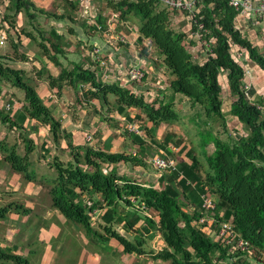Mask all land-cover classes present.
Returning <instances> with one entry per match:
<instances>
[{"label": "trees", "instance_id": "16d2710c", "mask_svg": "<svg viewBox=\"0 0 264 264\" xmlns=\"http://www.w3.org/2000/svg\"><path fill=\"white\" fill-rule=\"evenodd\" d=\"M85 1L63 0L64 10L57 14L37 7L32 0H3L7 12L2 20L11 29L15 27L17 16L21 13H25L32 21L37 20L40 14L57 21L74 23L81 5H88ZM101 1L104 2V8L117 14L118 24L124 27L130 22L137 24L140 43L144 39L152 41L157 55L162 58L160 64L165 68L164 74L174 77L166 87L171 93L167 96L163 94L165 90L153 98L150 90L145 89L154 81L126 83L128 81L121 74H116L114 79L112 77L106 82L104 76L109 72L93 63L90 56L84 60V64H74L71 69L62 67L60 57L65 53L64 38L54 29L38 46L43 56L61 68L60 74L54 77L46 68H41L36 70L35 76L39 80L45 79L50 89L57 88L58 91L65 83L73 86L88 84L90 87L83 93L84 97L97 101L102 107L108 104L109 96H114L122 112L128 108L139 109L152 124V132L162 124L180 122L182 116L175 106L176 95L188 98L195 110L192 121L198 120L199 149L205 163L190 149L186 153L189 160H181L174 171L162 173L158 186L145 185V182L119 174L116 168L121 162L146 166L145 161L136 154L74 145L71 136L62 129L61 121L38 94L35 78L32 76L30 79L25 70L10 65V62L29 61L26 52H20L23 47L21 35L36 41L34 34L22 29L14 32L15 37L11 39L14 53L0 54V84L5 82L23 90L24 105L11 116L5 111L7 104L0 101V123L11 130H21L24 129V121L29 118L48 127L54 142L60 138L67 139L72 160L64 163L54 158L51 163L56 172L55 179L49 182L53 184L49 189L52 207L58 209L68 222L82 225L87 234L94 238L100 237L91 226V214L95 208L105 207L103 219L111 225L105 228V232L109 238L118 240L127 253H145L143 247L147 239L151 238L150 234L159 233L166 247L156 254L152 252L154 259L170 261L171 264H264V94L255 100L247 97L245 86L248 85L246 71L249 67L246 69L239 64L233 51L239 48L247 52L249 60L263 73L264 52L246 36L244 23L237 19L238 12L229 5L228 0H201L199 3L195 19L204 27L199 34L207 55L199 61L191 52L192 45L199 46L189 33L198 32L194 21H188L186 31L173 27V21L179 19L177 16L187 19L185 11L168 9L159 0ZM93 2L95 0H90L88 5L91 12ZM83 20L84 26L91 32L101 34L108 28L107 19L101 11L96 17L89 15ZM145 49L143 53L147 55ZM90 53L91 50L88 55ZM222 75H226L232 98L228 113L237 118L247 133L233 139L231 145H225L214 127L220 123L227 133L228 113L223 110ZM1 93L0 87V96ZM141 117L139 114L135 118ZM131 136L135 144L136 141L141 145L144 143L137 134L131 133ZM175 137L168 133L160 144L166 155L173 154L169 144ZM182 142H175L176 147ZM31 144L32 140L26 139L25 154L20 155L16 143L0 140V154L2 161L13 171L24 174L29 182H36V174L30 169L29 155L34 150ZM210 145L214 147L211 153L207 149ZM86 194H100L102 201H96L92 206L84 204L83 196ZM202 195L214 198L215 219L231 224L235 241L242 239L248 242L251 256L241 251L237 243L232 250L231 246L212 240L202 227H198L200 218L206 215L202 207ZM189 205L194 206L193 210ZM119 206L124 207L123 213L118 210ZM138 210H153L159 220L144 217V227L136 229V237L130 241L114 230L112 225L124 223L128 233L141 220ZM30 212L16 202L6 205L0 203V221L11 213L27 215ZM102 237L108 242V238ZM0 257L14 264H29L11 249L0 248Z\"/></svg>", "mask_w": 264, "mask_h": 264}, {"label": "crops", "instance_id": "0c3cea01", "mask_svg": "<svg viewBox=\"0 0 264 264\" xmlns=\"http://www.w3.org/2000/svg\"><path fill=\"white\" fill-rule=\"evenodd\" d=\"M40 1L43 5L38 6L36 4V6L51 12L50 9L45 6L48 1ZM109 11L111 10L108 9V13ZM62 12V9H58L53 13L61 14ZM41 16L47 19L38 29L41 34L39 42H41L43 38H48L50 31L53 29L56 30L58 35L64 38L63 49L65 53L60 57V63L64 68L71 69L74 64H84V60L88 59L87 56H90L88 55L91 50L89 46L100 43L104 50L107 48H114L113 51L115 54L109 50H105L110 62L117 64L118 62H123V68L129 67L131 64H138L141 67H145L147 71V83L155 79L154 83L152 82L153 84L149 86V88L145 87V90H150V94L154 95L153 98L161 95L159 94L160 92L155 89L161 87L165 91L169 82L174 78L170 76L169 81L166 79V75L164 74L165 68L162 65L158 67L159 71L157 72L153 58L158 59L159 62L162 61V58L158 55L152 57V54L156 53V49L151 40L144 39L142 43L138 41V26L134 22V26H132L134 28L127 26L125 28L123 25H119L115 30V33L122 31V35H124L128 41L126 46H123L122 43L116 44L115 42L112 46H109L106 41L108 36L104 33H97L96 36L86 34L83 30V28H86L83 23L84 20H78V16L74 23L68 20L57 21L46 15ZM179 18L180 20L187 21L186 31L189 27L188 20L183 16ZM256 20L257 19L243 21L246 33L248 32L247 29L249 24H259L256 23ZM79 21H81V23ZM174 22L175 21H173V23ZM0 24L3 26V28H0V35L4 34L6 38L5 31L8 26L2 18H0ZM83 31L84 34L80 35ZM88 31H90V29H88ZM190 34L192 36L195 35L193 32H190ZM248 37L251 39L250 35ZM21 41L26 47L28 44L29 47L32 46L31 43L34 44V41H30V39L25 40L22 35ZM76 41L79 43H73ZM255 44L258 45V43ZM135 46L136 48H134ZM144 48H146L145 52L148 53L147 55L143 53ZM13 53L14 50L11 44L9 48H6L5 44L3 46L0 45L1 55H12ZM38 53L41 56L36 54V52L30 50L26 51L27 56H29V61L20 62L23 65H18L15 68L23 69L26 72L29 71L30 67H35L37 70L46 68L54 77H57L60 74L61 68L54 65L46 56H43L40 50ZM31 55L37 56L35 61ZM160 71H162V73H160ZM120 72L121 71H118L116 74ZM33 77L35 78L34 85L36 86L38 94L43 99L44 103L51 109L53 115L61 121L62 129L71 136L74 145H89L113 153L130 154L126 148L129 143L126 138L131 139L132 143H130L134 150H132V154H136L144 160L146 166H132L121 162L116 165L118 173L127 175L137 181L145 182V185L153 184L154 186H158L159 177L164 172L156 169L151 164V159L159 156L161 153L167 156L165 151L160 148L161 142L157 141V139L161 137L162 131L158 127L155 132H152V124L147 121L139 109L128 108L122 112V110L118 109L116 97L114 96H109L108 104L102 107L97 101L88 100L84 97L83 93L90 87L88 84L79 83L73 86L69 83H65L62 89L58 91L57 88L50 89L45 79L39 80L36 76ZM0 87L2 89L0 101L6 102L5 94H7V92H9L10 97H13L12 100L14 104H10V111L12 110L11 116H13L15 112L19 111L24 105L25 94H20L18 88L12 87L5 82L0 84ZM105 110L108 111V113H106ZM131 111H136V115L132 114ZM139 114L142 118L144 117L146 123L145 130L143 132L141 131V133H136L144 142L142 145L139 141H136L135 144L131 135L129 136L130 138H128L121 134L122 132H120V128L117 125L119 121H132V118H135ZM163 125L168 124H162L161 126ZM23 126L24 129L21 130H10L13 132L19 131V133L22 132L23 135H25V137L21 139L24 143L25 150L26 139L35 142L38 141V144L36 143L34 150L29 155L31 163L30 168L37 173L38 181L34 183L22 179L19 174L14 173L11 168L10 170L6 167L8 164L2 161V156L0 154V191L6 192V195L0 198L1 205L16 202L31 210L27 215L11 213L8 215V218L0 221V248L4 250L11 249L13 253L25 258L29 264H171L170 261L153 258L152 252L156 254L166 247L159 233L155 235L150 234L151 238L147 239L143 247L145 253L137 254L135 252H125L120 242L115 238H109L105 232V228L111 226L103 219L104 212L106 211L105 207L95 208L91 214L90 220L93 230L100 238H94L92 235L87 234L82 225L68 222L58 209H54L52 207V198L49 195V189L53 184H49V182L55 179L56 172L52 168L51 163L54 158H58L64 163H69L72 160L71 149L67 139L60 138L57 142H54L48 127L43 126L35 120L27 118ZM119 126H122V124L120 123ZM1 134H4V132ZM91 134L92 141L94 140V142L96 141L94 135L98 134L97 138L101 143L95 146H93L92 142L88 143L86 140ZM5 138L6 135L4 134L3 137H0V140H5ZM16 139H18V137ZM39 147L40 151L37 149ZM18 153L21 155L25 154L24 151H18ZM113 167H115V165H113ZM46 170L47 172H44ZM96 201H102L100 194H86L83 196L84 204L89 206H92ZM118 210L123 213L125 209L123 206H119ZM138 211L141 215V220L137 224V227H132V229H129L128 233L124 229V223L112 225L114 230H117L130 241L134 240L136 237V229L139 230L144 227V217H152L155 221L159 220L158 215L153 210ZM130 219L129 217L128 220ZM102 236L108 238V242H105Z\"/></svg>", "mask_w": 264, "mask_h": 264}, {"label": "rangeland", "instance_id": "374dc122", "mask_svg": "<svg viewBox=\"0 0 264 264\" xmlns=\"http://www.w3.org/2000/svg\"><path fill=\"white\" fill-rule=\"evenodd\" d=\"M2 1L3 0H0V14L2 13L0 15V18H3L4 14H6V12H7V10L5 9V5L3 4ZM32 1L35 4H37L38 6L43 5L40 0H32ZM47 1L48 2L45 4V6L48 7L51 12H55L58 9L64 10L63 0H47ZM85 3L89 5L90 0H86ZM88 5H86V7H88ZM81 10H82V5H81ZM81 10H79L78 15H76V18L78 16V20H83V14L82 13L84 11H81ZM91 10H92V12L89 11L88 15L96 17V14L101 11L103 13L104 18L108 17L107 18V25H108L107 29L109 30V33L105 34V35L108 36L106 41H107V44L109 46H112L114 44V42L116 44H118L119 41L124 39V37L122 36V31L121 32L119 31V33H115L117 26L121 25V24L117 23L118 16L117 17L115 16L117 14L112 13V11H109V13H108V9L104 8V2H102L101 0H95V2H93V4H92ZM177 17L179 18V16H177ZM46 19L47 18H45L39 14L37 20L32 21L25 13L19 14L17 16L15 27H13V29L7 28V30L5 31V33H6V41H5L6 48L10 47L11 39L15 37L14 32H20V30L26 29V30L30 31L32 34H34V36H36V41L34 42V44L31 43L32 46H30V47H29L28 43H27L28 44L27 47L23 45L20 52H26V51L30 50V51L36 52V54H39L38 51L40 49L38 46V42L41 39V34L39 33L38 29L41 25L44 24V21ZM256 19H257L256 23H259V24H255V25L249 24V27L247 29L248 32L246 33V36L250 35V37H251L250 40H252L254 43H258V47L260 48L261 51L264 52V19H261V18H256ZM10 22H12V19H10ZM79 22L81 23V21H79ZM1 25L2 24H0V28H3V26H1ZM80 26L82 27L81 24H80ZM126 26L132 27V26H134V23L130 22V23L126 24ZM186 26H187V21L186 20H180V18L175 20V22L173 23L174 29L179 30V31L185 30L187 28ZM14 28H16V29H14ZM132 28H134V27H132ZM83 30L88 35H95V36L97 35V33L94 31H92V32L88 31L87 28H83ZM84 31L80 35L84 34ZM22 36L24 37L25 40L28 39L27 37H25L24 34ZM119 36H122V37H119ZM200 38H201L200 34L199 35L195 34L193 36V40L196 41L199 44V46H193L192 45L191 46L192 49L190 48L192 54L194 55V57L198 61L200 58L207 57V55L205 54L206 51L203 48L204 43L201 41ZM193 40H192V42H194ZM73 43L77 44L79 42L76 41ZM127 43H128V41L126 43L122 42L123 46H126ZM95 45L99 48L97 50H98V52H100V55L108 61L107 67H108L110 72L115 73L118 70L119 65L122 67L124 66L123 62L122 63L118 62V64H117V63H112L109 61V59L107 57V53L105 52V50H109L113 54H115V52L113 51L114 48H107L104 50V48H102L103 46H101L100 43H95ZM89 47H91V50H92L93 45L89 46ZM134 48H136V46ZM40 53H41V51H40ZM155 55H157V51H156V53L152 54V57H154ZM233 55L237 58L239 64H241L244 68L247 69L249 67V70H247L249 72V75H248L249 77H247V82H248V86H250L251 90L249 91V94L247 95V97L250 100L257 99L258 96H261L264 94V73L249 60L247 52L243 51L242 49L240 50L239 48H235V50L233 51ZM31 56H33V55H31ZM36 57H37L36 55L33 56L34 61L36 60L35 59ZM87 57H89V56H87ZM90 57H91V53H90ZM92 62L99 65L97 62H94V61H92ZM153 62H154V65L156 66V67L155 66L154 67L156 68V70L158 72L159 71L158 67H160L161 64L158 61V59L153 58ZM10 63H11L10 65H12L14 67H16L18 65H23L20 62H10ZM36 70L37 69L35 67H30L29 71L27 72L30 79L32 76L36 75ZM160 73H162V71H160ZM165 75H166L165 76L166 79H168V81H169L170 76L166 73H165ZM152 81H155V79H153ZM220 82H221V85L223 88V92H222L223 110L226 113H228V111L230 109L231 102H232V98H231V95L229 92L226 75H222L220 77ZM155 90L159 91L160 92L159 94H162V92L164 91L163 89H155ZM18 91L20 92V94H25L24 91L21 89H18ZM170 93H171L170 89H166L165 93H163V94L168 96ZM12 98L13 97H10L9 92H7V94H5L6 102H4V103L9 105V106H10V104H14V101L12 100ZM14 99L17 100L16 98H14ZM175 106H176V109L180 112V114L182 116L181 121L178 123H172L169 125H163V126L159 127V129H161V131H162V135L159 139H157V141L162 143V142H164V139L168 133L176 135L174 140L169 144L170 148L173 150V154L164 156L163 153H161L159 156H163V157H166L169 159H173L176 162H179L181 160H189V158L186 156V153L190 149H192L194 154L204 164L205 160L203 158L201 150L199 149V137L197 135V122H198V120L194 119L195 122L192 121L193 117H194L195 110L191 107V104H190V101L188 100V98H186L182 95L176 96ZM5 111L9 112V113L12 112V110L11 111L5 110ZM106 113H108V111H106ZM131 113L136 115V111H131ZM226 116H227L226 117L227 133L222 129L220 123H217L214 127H215V132L217 133V135H219V137L222 139V141L225 143V145H231L233 139H238L239 137H241L242 135H246L247 133H246L243 125L241 123H239L237 118L232 117L229 113L226 114ZM132 119H133L132 121L125 120L122 122L119 121V123L117 122V125L120 128V132H122L121 134L125 135L128 138H130L129 136L131 135V133H133V131L135 133L137 130L138 133H141V131L143 132L146 128V126H145L146 123H145L144 117L143 118L141 117V119H136V118H132ZM140 120H142L143 122ZM120 123L122 124V126H119ZM3 132L6 135L5 141L7 140L8 142H10V144L16 143L18 145V148H19L18 151H24L25 152L24 143L21 141V139H23L25 137V135H23L22 132L21 133H19V131L13 132L7 126H3L0 123V137H3L4 134H1ZM97 136H98V134L94 135V137L96 138V141L94 142V140L92 141V134H91V136H90L91 138L88 141V143L92 142L93 146L101 143V141H99ZM17 137H18V139H16ZM40 139L42 140L41 137H40ZM126 140L129 142L127 144L126 148L130 152V154H132V152L134 151L133 146L131 145L132 140L127 139V138H126ZM178 140H183V142L181 143V145L176 147L175 142H177ZM36 143L38 144V141L37 142L32 141L31 146L34 148ZM40 145H41V142H40ZM37 149L39 150L40 147ZM53 149H54V146H53ZM181 149H182V151H180ZM207 149H208V152L211 153L213 151L214 147L212 145H210ZM35 154H37V153H35ZM6 167H8V169H10V167L8 165ZM13 172L16 174H19L22 179L26 180L24 178V174H20V173H17L15 171H13ZM44 172H47V170ZM153 173H154V171H153ZM35 174H36V179H37V173L35 172ZM37 181H38V179H37ZM27 182H29V181H27ZM36 182H34V183H36ZM5 195H6L5 191H0V198H3ZM190 206H193V205H190ZM186 209H188V208H186ZM212 226H214V225H212ZM215 234H216V232L211 230L210 236L212 237L211 238L212 240L216 239ZM0 264H14V263L9 262V261L2 259L0 257Z\"/></svg>", "mask_w": 264, "mask_h": 264}, {"label": "built area", "instance_id": "2783aa9c", "mask_svg": "<svg viewBox=\"0 0 264 264\" xmlns=\"http://www.w3.org/2000/svg\"><path fill=\"white\" fill-rule=\"evenodd\" d=\"M84 1V0H83ZM201 0H159L161 4H163L166 8L172 9V10H183L186 12V18L188 21H194V24L198 27V32L195 33L196 35H199V32L203 30V25L199 23L195 16L198 12V6ZM229 5L234 8L238 14L237 19L242 21H250L252 19L261 18L264 19V0H228ZM84 11L83 18H88L89 15V9L86 7V5L83 4L82 10ZM117 17V15H115ZM109 30L107 29L104 34H108ZM123 40L119 41L120 43H126V38L124 35ZM119 36V37H122ZM6 38L5 35H0V45L3 46L5 44ZM99 49L95 44H93L92 50H91V58L92 61L97 62L100 67L105 68L109 74L105 75L104 78L107 81H109L112 77L115 78L116 72L121 71L119 74L123 75V77L126 79V83L129 82H145L147 83V71L144 66H140L138 64H131V66L123 68L119 65L118 70L114 72H110L108 69V61L103 58L100 55V52H98ZM124 72V74H123ZM247 72V75H249V72ZM246 95L249 94L250 86H245ZM148 92H146V95ZM6 109L10 110V106L6 105ZM134 133V131H133ZM135 133H138L136 130ZM90 136L87 137V141L90 140ZM151 164L161 172L167 173L168 171H174L177 167V162L173 159H169L163 156H157L151 159ZM202 207L206 212V215L200 218L198 222V227H202L203 230H205V233L210 237L211 230L215 231L216 239H213L216 242L222 243L224 246H231L232 250L235 247L237 243V247L240 248L241 251H246L249 253V256H251V251L249 248V243L245 242L244 240L240 239L239 241H235V235L232 231V226L227 221H217L215 219V200L214 198L202 195ZM190 209L193 210L194 206H190ZM93 213V212H92ZM214 225V226H212ZM227 262H222V264H226Z\"/></svg>", "mask_w": 264, "mask_h": 264}]
</instances>
